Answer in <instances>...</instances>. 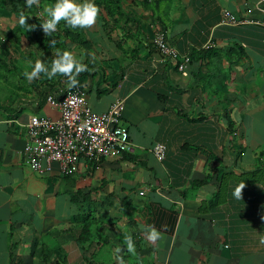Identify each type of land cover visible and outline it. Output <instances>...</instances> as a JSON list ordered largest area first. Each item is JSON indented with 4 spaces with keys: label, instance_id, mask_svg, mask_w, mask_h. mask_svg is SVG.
<instances>
[{
    "label": "crops",
    "instance_id": "crops-1",
    "mask_svg": "<svg viewBox=\"0 0 264 264\" xmlns=\"http://www.w3.org/2000/svg\"><path fill=\"white\" fill-rule=\"evenodd\" d=\"M118 2L116 17L100 9L82 29L88 51L66 46L90 68L76 79L94 112L124 101L133 150L82 162L72 178L35 174L24 156L26 127L35 116L59 119L47 99L60 101L70 88L47 73L10 78L15 87L0 103V264H89L97 246L81 247L75 217L91 208L109 224V264H127L117 230L132 237L143 264H264V0ZM54 3L37 0L29 20ZM224 10L255 24L222 26ZM158 33L189 55L186 77L154 48ZM209 50L219 55L203 62L198 55ZM37 60H27L28 72ZM148 225L160 232L155 243Z\"/></svg>",
    "mask_w": 264,
    "mask_h": 264
},
{
    "label": "built area",
    "instance_id": "built-area-1",
    "mask_svg": "<svg viewBox=\"0 0 264 264\" xmlns=\"http://www.w3.org/2000/svg\"><path fill=\"white\" fill-rule=\"evenodd\" d=\"M252 24L255 22L239 20L229 10L221 13L222 26ZM153 44L160 56L170 60L183 76H187L191 61L189 55L181 56L170 47L163 33L156 35ZM86 95L81 87H72L60 101L52 97L47 99L52 107L59 110V119L40 116L30 119L26 127L24 156L35 174L46 175L58 170L62 177H71L78 172L82 162L99 163L105 159L122 158L132 152L129 132L122 126L124 101H117L105 113H96L90 108ZM153 154L158 161H164L166 146L156 144Z\"/></svg>",
    "mask_w": 264,
    "mask_h": 264
},
{
    "label": "trees",
    "instance_id": "trees-1",
    "mask_svg": "<svg viewBox=\"0 0 264 264\" xmlns=\"http://www.w3.org/2000/svg\"><path fill=\"white\" fill-rule=\"evenodd\" d=\"M13 7V15L15 14L18 16L19 19L24 20L27 23V26L30 28V36L28 38L29 45L27 46L28 57H26L28 60H35L36 58L41 61L46 67L50 68L52 60L55 58V53L59 50L61 52L67 50L66 41H69L73 44L78 45L83 50L88 51V43L85 40V36L82 33V29H76V30H69L64 26V21H60V23L57 26L56 32L53 34V37H46L45 33L42 30V27L40 24L43 22L42 20L36 19V21H30L29 16L27 15L28 11H34L35 5L33 4L31 7L27 8L25 7L24 0H9ZM96 5H98L99 9H103V11L106 12L107 16L110 18H114L118 15L120 11V4L118 0H95ZM22 6H24L22 8ZM21 26H23L21 24ZM0 29H5L4 27H0ZM14 32L8 33V37H13L15 42L20 41L18 37L15 36L14 33L17 31L21 34H23V31H21V28H14ZM24 30V29H23ZM52 39H55V44H52ZM31 41H34L36 44V48L31 47ZM218 54V52H213L212 50L207 51L206 53H201L198 56L201 58L203 62L206 60H211L213 58V55ZM219 55V54H218ZM88 66V65H87ZM88 69H90L88 67ZM18 70V71H17ZM3 71H6L7 74L13 75L14 71L21 72L23 74V71L18 69L17 66L12 65L10 63V60L8 56H5L4 58L0 57V73ZM5 73V74H6ZM18 74V73H17ZM85 72H81L80 76H84ZM57 79L62 80L63 78L67 79V77H64L62 75L57 74ZM77 77V76H76ZM5 79H10V77L5 76ZM12 81H14V77L11 78ZM21 79H24L21 77ZM11 81V80H9ZM80 87L78 84L76 85ZM4 106L0 104V110L3 109ZM71 177H64L72 178ZM82 197L80 194L79 196L75 197L72 202L75 204H78L77 201L79 197ZM89 197V196H88ZM88 197L85 196L82 202V205L80 207H84L87 205ZM89 201H91L89 199ZM75 224L80 227L77 241L81 245L83 249L91 248L93 246H97V254L94 255L89 262V264H109L106 258V254H104L105 249L109 248L112 242V236H108L106 231V226L109 225L106 219V216L102 210L99 209H92L89 210H81L80 215L75 217ZM118 233L114 236L117 239V242L120 243L123 248L126 251L125 245L123 243L124 236L122 235V232L120 230H117ZM109 250V249H108ZM140 250L135 248V253L130 254L126 251V262L127 264H143L142 258L138 256ZM113 253L116 255V257H119L117 250H114ZM99 257V258H98Z\"/></svg>",
    "mask_w": 264,
    "mask_h": 264
},
{
    "label": "clouds",
    "instance_id": "clouds-1",
    "mask_svg": "<svg viewBox=\"0 0 264 264\" xmlns=\"http://www.w3.org/2000/svg\"><path fill=\"white\" fill-rule=\"evenodd\" d=\"M36 2L37 0H24L27 8ZM99 11L100 9L94 0H55L54 5L45 7L42 13H38L37 18L40 19L44 16L40 26L46 37H53L60 21L63 20L64 26L69 30L87 29L96 23ZM23 23L24 21L21 20V24ZM51 42L54 45L56 41L52 39ZM29 63L31 64V62ZM31 67L32 70L30 72L25 71L23 74L27 81L31 82L36 79L40 73H47L49 78L59 74L67 77L69 88L75 87L78 84L76 76L81 72L89 70L87 65L75 60L73 54L67 50L63 52L58 50L55 53V58L52 60L50 68L46 67L39 60L31 64ZM35 122L34 119L33 123ZM243 187V185L237 186L234 189L233 196L239 199ZM144 231L146 232V238L149 243H155L160 239V232L153 225L146 226ZM123 243L128 253H135V244L130 235L124 236Z\"/></svg>",
    "mask_w": 264,
    "mask_h": 264
},
{
    "label": "rangeland",
    "instance_id": "rangeland-1",
    "mask_svg": "<svg viewBox=\"0 0 264 264\" xmlns=\"http://www.w3.org/2000/svg\"><path fill=\"white\" fill-rule=\"evenodd\" d=\"M52 2L50 3L48 2L47 4L51 5ZM10 3L11 2L9 0H0V27L1 28L4 27L8 33L10 32L12 33L15 31L14 28L17 29L20 27L21 31H23V34L20 35L18 31L14 33L15 36L18 37L20 40L18 42H15L13 37H8L6 35L7 32L5 31V29H0V57L4 58L5 56H8L10 63H12V65L14 64V66H17L19 71L22 70L24 73L25 71H28V68H29V65L27 62L28 59L26 57L28 56V52H29V50L27 49V46L29 45L28 38L30 36V34L27 33L29 32L27 30L30 28H27V23L24 20H23L24 23L22 24L23 26H21V19H19L18 16H16L15 14L14 15L12 14L13 7H12V4ZM23 7L24 6H22V8ZM5 13H7L10 16L7 17ZM38 13H42V12H36L34 14L36 17L34 18L38 19L37 18ZM43 17L44 16H42L40 19H44ZM31 47H34V48L37 47L34 41H31ZM17 71H14L13 75L7 74L6 71H3L2 73H0V103L1 101L4 102L11 95L13 91L12 89L15 87L12 84V82L9 81L10 79L9 80L5 79V76L10 77V78L12 77L17 78V73L18 74L21 73Z\"/></svg>",
    "mask_w": 264,
    "mask_h": 264
},
{
    "label": "bare ground",
    "instance_id": "bare-ground-1",
    "mask_svg": "<svg viewBox=\"0 0 264 264\" xmlns=\"http://www.w3.org/2000/svg\"><path fill=\"white\" fill-rule=\"evenodd\" d=\"M182 161V160H181ZM184 161V160H183ZM240 184V183H239ZM115 248V247H114ZM99 258V257H98Z\"/></svg>",
    "mask_w": 264,
    "mask_h": 264
}]
</instances>
